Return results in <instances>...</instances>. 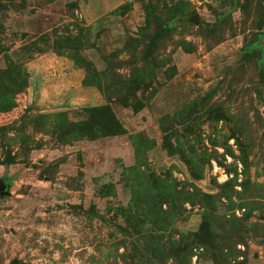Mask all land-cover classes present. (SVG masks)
Returning a JSON list of instances; mask_svg holds the SVG:
<instances>
[{"label":"rangeland","instance_id":"374dc122","mask_svg":"<svg viewBox=\"0 0 264 264\" xmlns=\"http://www.w3.org/2000/svg\"><path fill=\"white\" fill-rule=\"evenodd\" d=\"M263 36L264 0H0V264H125L161 181L209 196L155 264H264Z\"/></svg>","mask_w":264,"mask_h":264},{"label":"trees","instance_id":"16d2710c","mask_svg":"<svg viewBox=\"0 0 264 264\" xmlns=\"http://www.w3.org/2000/svg\"><path fill=\"white\" fill-rule=\"evenodd\" d=\"M178 18V17H177ZM176 18V19H177ZM178 20V19H177ZM168 32V29H161L157 31L155 36L153 37L152 43L157 42L160 37L164 36ZM260 34V38H261ZM259 40L255 39L251 41L247 48L253 49L254 47L259 45ZM149 44V50L150 49ZM137 81L141 84L143 81H145V77L141 76L140 79L136 78ZM83 83L85 85H91V84H98L97 80H93L91 77H85L83 80ZM119 99L124 101L123 103H126L127 99L123 98V94L118 95ZM123 98V99H122ZM108 107H106L107 109ZM88 111L90 112H100L103 109V106H93L88 107ZM111 111V109H110ZM112 117L116 120L114 114L111 112ZM117 121V120H116ZM83 126H88L90 124V121L82 123ZM93 127V131H96V134H90L91 131L86 129H82V125H73V127H69L68 134L72 137L70 139H77L82 138L83 136H89L90 138H94L96 136L103 135V132H100V125L91 123ZM38 128V127H37ZM58 128V127H55ZM85 128V127H84ZM15 130L22 131L21 127H16L15 124L10 125H0V131L5 130ZM18 132V131H17ZM19 133V132H18ZM26 134V132H24ZM118 133L115 128L110 127L108 128V131H106L105 135H113ZM64 135V132H63ZM66 135V134H65ZM15 138H11L17 141L16 136ZM168 138V137H167ZM166 139L165 141V147L169 148V150L174 154L177 152V148L171 144V142ZM13 162V155L9 152L6 157L0 162V164H12ZM131 168H136V166H133ZM161 190H158L156 194L152 195L150 197L149 192L145 194L146 198L143 197V202L138 206V214L135 212H132L129 210V213L133 216L134 220L137 221V225H140L139 232L145 233L143 238L142 245L136 244L133 248V252H131L130 255H128V259L125 256L124 259L126 260L125 264H155V260L159 259L162 262H167V260L170 257H179L181 258V253H176V251L179 252L180 247H184L185 243L187 242L188 236L184 234H180L181 238L179 240H174L172 236H167L164 231H167L174 219L175 216L180 214L183 211V207L181 206V202H184L185 200L192 199L193 195H199L204 196L205 198L209 196L207 193L202 192L199 189H196L197 192L195 193H189L188 191L183 190H177L175 187H170L169 184L166 183V181L160 182ZM193 201V199L191 200ZM202 202V201H201ZM194 203V202H193ZM204 203V202H203ZM167 205L164 207V205ZM210 210L206 211L205 216L208 217V213ZM211 223V219H205L202 222L203 228H209ZM145 225L148 226V228L145 227ZM198 236V233H194L193 238H196ZM124 243V242H123ZM126 249L128 247L124 243ZM130 259V260H129Z\"/></svg>","mask_w":264,"mask_h":264},{"label":"water","instance_id":"95a60500","mask_svg":"<svg viewBox=\"0 0 264 264\" xmlns=\"http://www.w3.org/2000/svg\"><path fill=\"white\" fill-rule=\"evenodd\" d=\"M189 20L194 23H200V16L198 14L192 15L189 17ZM264 37V36H263ZM9 193V184L5 181L0 180V194H8Z\"/></svg>","mask_w":264,"mask_h":264},{"label":"crops","instance_id":"0c3cea01","mask_svg":"<svg viewBox=\"0 0 264 264\" xmlns=\"http://www.w3.org/2000/svg\"><path fill=\"white\" fill-rule=\"evenodd\" d=\"M108 4H109V2H106V1H104V7H107L108 6ZM88 9V8H87ZM89 10V13H93V11H92V9L90 8V9H88ZM98 12H99V10H98ZM92 15V14H91Z\"/></svg>","mask_w":264,"mask_h":264}]
</instances>
